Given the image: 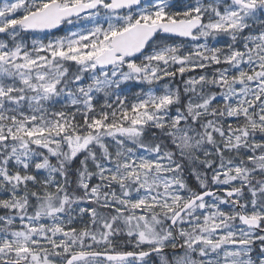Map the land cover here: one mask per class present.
Returning a JSON list of instances; mask_svg holds the SVG:
<instances>
[{
	"label": "snow or ice",
	"instance_id": "snow-or-ice-1",
	"mask_svg": "<svg viewBox=\"0 0 264 264\" xmlns=\"http://www.w3.org/2000/svg\"><path fill=\"white\" fill-rule=\"evenodd\" d=\"M0 264H264V0H0Z\"/></svg>",
	"mask_w": 264,
	"mask_h": 264
}]
</instances>
